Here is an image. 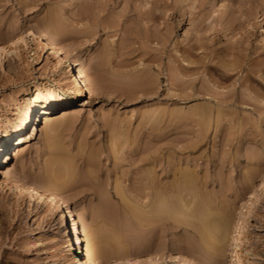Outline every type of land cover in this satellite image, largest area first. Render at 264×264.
<instances>
[{
  "label": "rangeland",
  "instance_id": "rangeland-1",
  "mask_svg": "<svg viewBox=\"0 0 264 264\" xmlns=\"http://www.w3.org/2000/svg\"><path fill=\"white\" fill-rule=\"evenodd\" d=\"M54 38L85 65L81 93L60 80L70 61ZM0 45L10 49L0 59V136L37 85L61 90L67 104L49 115L55 130L39 122L10 163L71 206L86 231L119 225L102 264H235L237 254L264 264V0H0ZM56 160L72 170L59 165L66 172L56 176ZM19 189L0 170V264H79L62 211L53 204L42 216L30 197L14 209ZM159 199L177 212L159 214ZM199 201L227 207L237 254L225 244L220 261L209 258L217 241L201 239Z\"/></svg>",
  "mask_w": 264,
  "mask_h": 264
},
{
  "label": "bare ground",
  "instance_id": "bare-ground-1",
  "mask_svg": "<svg viewBox=\"0 0 264 264\" xmlns=\"http://www.w3.org/2000/svg\"><path fill=\"white\" fill-rule=\"evenodd\" d=\"M30 34H31L32 39L36 43H39L40 41H43V37L38 31L32 30L30 32ZM49 41H50V44L53 47L52 49H54L56 52H59L60 54H64L65 55V59L70 61L69 62L70 66L68 67V71L61 73L62 75L60 77V80H61L62 84H64L67 87H69V90L74 92V93H81L83 91V88L85 86H87V81L85 80V77H84L85 76L84 75L85 74V65L77 57H74L67 50H65V48L62 47V45H60L55 38L54 39H50ZM25 42H26L25 36L21 35V36L17 37L16 39H14L12 41V44L21 45L22 43H25ZM9 52H10V49H7V46L0 45V59H2L1 63H3V58L2 57L5 54H8ZM88 88L90 90H92L89 87V85H88ZM32 92H33V94L28 99V101H26V103L23 102L24 104L21 107L19 119L17 120V122H15L12 126H10V128H7L5 130V133L2 136H0V170H1L2 174L7 179H9L10 181H13L14 183L18 184L19 187L21 188L18 191L17 190H13L14 191V196H15V200L13 201V203H14L13 205H15V207H16L14 209H16V210H23V209L26 210V206L28 205L26 203V201H27V198L30 197L29 198L30 201H33V203H34L33 206H36V208L39 209V213L42 216H44L45 212H46L47 215H50V214L53 213L51 207L54 204L57 208H59L62 211L61 216H59L60 217L59 219L62 221L63 225H66L67 233L70 236V241L73 239L72 237L75 236V239H76V243L75 244H77L78 252L81 251V253H82V255H81L82 257H78V259H77L78 263L79 264H102L101 263L102 256L99 255V254H103V253L107 254L108 253V251H109L108 250L109 243L111 242L110 244L112 245V243H114L116 241V240L113 241V239L117 237V235L115 236V234H117V232H115L114 238H112L113 236H110V235L112 233H114L113 232L114 227H118L119 225L118 226L115 225V226H113V228H111L112 231L110 230V232H111L110 235L106 234L107 230L109 231V227L108 226L104 228L106 230L105 232H104V229H102V228H101L102 230L101 229H97V230H101L102 231V232L98 231V234H97L96 231H95L96 233H94L93 230H92V232L86 231V229H83V227L81 225V222L79 221L76 213L74 212V210L72 209L71 206H67L61 200V198L53 197L42 185H40L41 182H36L37 180L36 181L33 180L29 176V174H27L24 171L19 170V168H17L15 166V164L13 165V164L10 163V159H11L10 153L12 151H15V150L19 149L26 141H28V139H29L28 135H30V134L33 135V134H35L36 131H38L39 122L41 123L43 120H48V123H49L50 122L49 121V119H50L49 115L53 114L58 108L65 107L67 105L66 101L64 100V98H63V96L61 94V90H56V89H54L52 87H49L48 85L47 86L46 85L45 86L37 85L36 88L34 89V91L32 90ZM56 123H57V121L56 122L51 121L48 124V127H49L48 129H51V131L55 130V128L57 127ZM50 141H51L50 143L53 142L52 140H50ZM62 160H59V161L56 160L58 163H54L52 161L53 162L52 164H54V165L58 164V167H56V169H55V175L56 176H58V173L61 174V172L62 173L66 172V171H63L64 169H66L67 171H70L68 169L71 168V170H72V167H70V164L69 165H68V163L65 164V162L62 161ZM59 165L63 166L64 169H62V171L59 170L60 169ZM49 166H50V163H49ZM65 166H69L68 169ZM52 172H54V171L52 170ZM52 174H54V173H52ZM40 177H41L40 179H42L41 175H40ZM262 190H264V183H262V186L259 189V191H262ZM256 193H257V191H256ZM261 193L259 192V195ZM158 194H161V193L159 192ZM255 196H256V194H255ZM257 196H258V194H257ZM255 198H256L255 200H257V197H255ZM200 199H201V197H200ZM163 200L164 199H162V201H161V199H159V201L157 200L156 201L157 205L154 202V204L156 206H154V204H152V202H151L150 205H151L152 208L149 206V204L146 205V206L150 207V208L147 207L148 209H150V212H149V210H147L149 213L144 211L145 213L142 212L143 213L142 214L140 212L142 214L141 216L145 217V216H147L146 213H148V215L150 214L149 217L151 218V216L153 215L152 212H155V211H153V206H154V209H155V207L158 206L156 208V211L160 212L159 214H161V211L163 213L165 211L168 213V211L169 210L171 211L173 208L174 209H173L172 213L175 214L174 210L176 211V208H178L177 207L178 205L173 206L171 208V207H169V206H171L170 204H172V202H171L169 204V206L165 207V209H167L168 211L167 210L163 211L164 203H168V201H169L168 199L166 200V202H164L165 200L164 201ZM209 200H207L208 202L206 201L208 204H209ZM199 202L202 203L203 201L202 202L199 201ZM199 202L197 203V207H198V204H199L198 209L195 206L196 207L195 211L197 213H199V214L195 213L192 216H195L197 214L196 215V219H199V221L201 222V223L197 222V224H198L197 227H199V224H201L200 225L201 229L200 228L199 229L202 230V233L200 234V235H202L201 236L202 238L201 237L200 238L203 239V237H204L203 240L206 241L208 239H212V237H213V239H215V242L217 241L216 244L214 243V248H213V246H212V248H210V249H215L216 252L211 253L210 251H208V252H210V254H208L210 256L209 258H211V259L213 258L216 261L219 260L218 256H220L221 252L224 251V249H225L224 247H226L225 244H231L234 247V251L237 254L238 250H239L238 247L241 245V242H242V237H236L234 235V232H235L233 230L234 220H233L231 214L229 212L227 213V211H226L227 207L225 206V207L220 209V207L222 205L219 204L218 208L220 210L219 211H214L213 205H211L213 210H211L210 209L211 206H209L212 202L208 205L210 208L207 205H204L205 202L202 203V204H200ZM253 202H254V200H252L250 204L248 203L249 206H247L248 208L246 207L247 208L246 210H248L247 212H249V208L252 207V204H254ZM175 203H177V202H175ZM204 206H205V208L207 206V209L209 208L208 209L209 211H207L209 213H206V209L203 208ZM216 206H217V204H216ZM168 207H169V209H168ZM151 209H152V211H151ZM215 210H218L217 207H216ZM170 211H169V214H172V213H170ZM137 212H138V210H137ZM212 212H217L218 213V214L216 213L217 216L213 215ZM247 212L243 213V216L245 218H246ZM226 213H227V215H226ZM210 214H212V215H210ZM101 215H103V212L101 213ZM155 215H157V214H154V216ZM162 215H164V214H162ZM147 218L148 217H146V219ZM150 218H148V219H150ZM108 222H111L113 225L117 224V223H113L114 221L112 222V220H110ZM105 223H107L106 220H105ZM195 224H196V222H195ZM235 224H237V223H235ZM101 225L99 224V226H101ZM131 225H133V224H131ZM239 226H240V227H238L239 234L242 235L245 226H243L241 224ZM106 228H108V229H106ZM122 229H124V228L122 227ZM83 231H84V233H83ZM100 236H102V238ZM99 237H100V239H99ZM117 239H118V237H117ZM209 242H211V240ZM117 244H118V242H117ZM209 245H211V244H209ZM99 251H103V252L99 253ZM236 258L237 259H236L235 264H241V261H240V258H239L238 254L236 255ZM157 259L158 258L155 259V258L148 257L145 262H146V264H155ZM180 261H181V259H180ZM185 262H186V260H185ZM117 264H144V262H143V260L136 259V260H129L127 262H124V263L121 262V263H117Z\"/></svg>",
  "mask_w": 264,
  "mask_h": 264
}]
</instances>
